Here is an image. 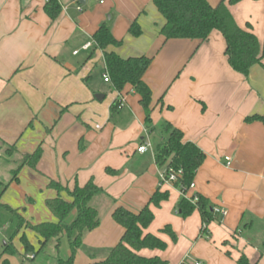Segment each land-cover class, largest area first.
Segmentation results:
<instances>
[{"label": "crops", "instance_id": "crops-1", "mask_svg": "<svg viewBox=\"0 0 264 264\" xmlns=\"http://www.w3.org/2000/svg\"><path fill=\"white\" fill-rule=\"evenodd\" d=\"M87 1L58 0L61 11L52 21L43 10L46 0H0V142L14 146L3 159L16 165L2 183L7 188L0 202L31 225L56 222L46 200H69V191L92 180L105 193L91 202L100 222L83 235L73 264H93L105 259L122 237L123 228L112 218L115 208L137 212L160 188L169 196L158 207L150 205L154 218L144 232L167 247L139 254L159 256L167 264H236L241 255L264 264V57L243 76L230 67L217 30L204 41L165 40L159 34L164 19L152 0H91L96 9L92 18L83 10ZM207 1L215 5L220 0ZM228 9L239 27L250 25L264 48V0H240ZM134 20L141 29L137 37L127 32ZM103 23L125 44L107 51L123 58H152L143 75L151 90L150 132L130 86L117 92L102 77L105 91L92 81L99 61L104 71L103 54L81 47L94 41L92 35ZM80 52L85 55L79 57ZM114 101L122 104L112 110ZM165 123L205 156L189 194H200L211 208L226 211L223 217L213 216L205 232L197 210L186 218L176 212L179 190L160 183L164 168L156 164L155 151L167 138ZM142 142L151 147L139 153ZM36 149L40 157L35 166L21 165L24 155ZM225 157H230L229 165ZM165 226L176 241L163 232ZM32 233L37 249L39 239ZM64 238L59 254L66 257L70 247Z\"/></svg>", "mask_w": 264, "mask_h": 264}, {"label": "trees", "instance_id": "trees-1", "mask_svg": "<svg viewBox=\"0 0 264 264\" xmlns=\"http://www.w3.org/2000/svg\"><path fill=\"white\" fill-rule=\"evenodd\" d=\"M240 0H228V4H235ZM155 8L164 19L159 29V34L168 39H193L204 41L212 30L219 31L225 41V55L230 67L243 76H247L249 69L254 64H261L264 57V48L257 37L251 32L250 25L241 28L235 22L228 9L225 0L211 5L207 0H152ZM43 10L45 14L54 21L61 6L58 0H46ZM127 32L137 37L141 34L138 23L134 20L127 29ZM95 48L102 51L104 68L108 73L110 85L114 91L121 92L126 86L139 96V103L144 110L145 126L150 132L151 118V90L143 81V75L151 64L152 58L146 55L120 57L114 51H107V47H118L122 41L117 40L111 30L103 23L92 35ZM92 57V54L89 58ZM88 75L83 79L86 83ZM120 106L118 101L111 104L115 110ZM262 118V117H261ZM250 119V118H248ZM258 119H260L258 117ZM167 138L159 143L155 151V162L159 168H171L180 171L181 175L173 183V186L180 188L183 193L193 183L195 174L204 161L203 152L191 141L183 140V133L173 127L170 123L163 126ZM5 156L14 152V146L6 145ZM40 157V149L32 154L24 155L21 165L34 167ZM20 165V166H21ZM16 168L11 174V181L16 180ZM49 185L60 189V185L51 181ZM7 188V184L0 183V197ZM105 194L92 180L85 185H76L69 191L70 199L61 197L47 199L46 205L56 216V222H41L31 225L26 222L17 210L7 204L0 202V228L3 239L0 249V264H10L8 257L15 253L13 240L23 228L35 232L39 239V246L34 249L26 240L24 245V256L32 254L35 260L37 255H45L49 264H73L76 250L81 246L83 235L99 225L100 217L96 208L91 204L97 195ZM169 196L168 191H161L158 188L149 198L148 203L139 211L132 212L124 207H117L112 212L113 220L123 228L120 241L112 247L105 259L93 264H167V261L159 256L146 257L139 254L141 249L160 250L166 249L167 244L159 237L144 232L151 224L154 214L150 205L158 207L160 203ZM197 201L192 202L190 198L181 196L176 204V212L183 218L197 210L201 217V232H205L207 224L213 219V208L209 206L208 200L195 194ZM75 215L70 222L67 219L71 213ZM205 226V228H203ZM163 232L169 234L173 241H176L175 233L169 226H165ZM65 235L70 247L68 256L59 255V247L62 236ZM24 238L22 234L21 239ZM52 242L54 256L46 254V247ZM264 247V244H263ZM181 264H192L182 262ZM236 264H258L250 263L245 255H241Z\"/></svg>", "mask_w": 264, "mask_h": 264}, {"label": "rangeland", "instance_id": "rangeland-1", "mask_svg": "<svg viewBox=\"0 0 264 264\" xmlns=\"http://www.w3.org/2000/svg\"><path fill=\"white\" fill-rule=\"evenodd\" d=\"M93 5L94 4L92 3L91 0H88L86 5H83V10H84V12L86 11L89 18H92V16L95 14L94 13L95 8L93 9ZM73 7L74 8L77 7L76 11L78 12L79 7L76 4H74ZM78 13H80V12H78ZM88 40H91V39L88 38ZM122 46H125L124 42L121 44V46L119 48H121ZM83 55H85V53L80 52L79 57H81ZM103 72L104 71L102 69V61H99L95 65V67L93 68L92 81H93V83L101 84L100 88H102L105 91H108V86L106 84H104L102 81ZM5 150H6V146L0 142V183L5 182L6 178H8V176H10L9 169L16 167L15 164H13V163L10 164L9 162H6L3 159L4 154H5ZM2 201L4 202L3 198H2ZM74 215H75V211H73L71 213V215L67 219V222H70L73 219ZM21 236L22 235L16 236L14 241H13V245H14L16 251L12 256L8 257L10 264H49V260L47 262L45 255H42V254L37 255L35 260H32V261L31 260H25L24 255H23L24 254L23 242H25L24 240H26L33 248L37 247L38 240L35 237V235L32 233V231L29 229H27L25 231L23 239H21ZM64 239H66V238H64ZM1 245H2V238L0 239V249H1ZM64 245H65V243L63 242L62 246H64ZM45 250H46V254H48V255H51V256L56 255L54 247L52 246V242H50L48 244V246L46 247ZM59 255L62 256L61 253Z\"/></svg>", "mask_w": 264, "mask_h": 264}, {"label": "built area", "instance_id": "built-area-1", "mask_svg": "<svg viewBox=\"0 0 264 264\" xmlns=\"http://www.w3.org/2000/svg\"><path fill=\"white\" fill-rule=\"evenodd\" d=\"M76 2H78V0H74ZM105 0H97L98 3L100 4H103ZM93 47H95V42L94 41H89V42H86L85 44L82 45L81 49L82 50H90L92 49ZM74 54H77L78 53V50L74 51L73 52ZM102 77H103V80L104 82H110V79H109V76H108V73L106 72L105 68H104V72L102 74ZM122 104V101L120 102V105ZM98 128V126H96ZM151 147L150 143L149 142H142L138 147H137V151L139 153H144L146 152L149 148ZM226 161H227V165L230 164V157H225ZM181 175V172L180 171H174L173 169L171 168H168V169H164L161 174H160V183L161 185L162 184H170V185H173V183L177 180L178 176ZM193 187V183L189 186V188L186 190L185 193H183V191L176 187L181 196H185L187 198H190L192 202H196L197 201V198L195 196V194H189V191L191 190V188ZM213 213L214 215H217V216H220V217H223L226 215V211L220 207H213ZM203 228H205V226H203ZM3 238V234H2V229L0 228V239ZM33 255L32 254H26L25 255V260H29V259H32ZM193 264H202L201 262L199 261H195Z\"/></svg>", "mask_w": 264, "mask_h": 264}, {"label": "water", "instance_id": "water-1", "mask_svg": "<svg viewBox=\"0 0 264 264\" xmlns=\"http://www.w3.org/2000/svg\"><path fill=\"white\" fill-rule=\"evenodd\" d=\"M99 95H96V98H102V95H100V97H98ZM4 243V242H3Z\"/></svg>", "mask_w": 264, "mask_h": 264}]
</instances>
